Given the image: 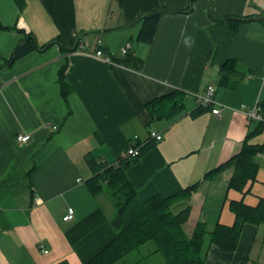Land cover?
I'll use <instances>...</instances> for the list:
<instances>
[{"label":"crops","instance_id":"crops-1","mask_svg":"<svg viewBox=\"0 0 264 264\" xmlns=\"http://www.w3.org/2000/svg\"><path fill=\"white\" fill-rule=\"evenodd\" d=\"M190 2L0 0V264H86L110 244L117 236V188L90 192L89 159L118 163L134 157L128 150L137 143L152 142L126 172L140 198L168 197L199 182L174 207L178 212L190 205L188 235L199 223L209 230L217 223L231 226L232 201L255 206L264 197V153L257 154L256 178L244 191L230 186L233 167L205 178L246 139L264 143V126L257 130L259 122L239 109L258 102L264 111V19H241L235 33L225 20L264 15V0H195L188 10ZM163 8L176 12L161 14L152 43L138 42L142 20L135 21ZM124 24L84 36L85 46L75 51L52 44L5 66L29 35L41 47L55 39L73 47L82 33ZM189 38L191 47L185 44ZM127 43L140 67L117 61L126 57ZM98 48L116 63L96 56ZM228 60L235 67L222 81L220 66ZM65 64L67 99L59 80ZM209 84L216 85V102L229 107L220 116L212 106L192 114ZM175 90L184 92L182 110L168 117V106L165 115L154 117L147 103ZM152 130L162 139L151 137ZM20 134L31 138L20 142ZM69 206L75 215L64 220ZM260 228L245 223L234 250L208 245L206 264H264V243L258 249L256 241ZM147 244L112 264H164Z\"/></svg>","mask_w":264,"mask_h":264},{"label":"trees","instance_id":"trees-1","mask_svg":"<svg viewBox=\"0 0 264 264\" xmlns=\"http://www.w3.org/2000/svg\"><path fill=\"white\" fill-rule=\"evenodd\" d=\"M195 0H191L188 10L192 8ZM161 14H153L142 19L141 28L136 36L138 42L150 44L154 40ZM245 17L228 16L232 33H235L241 19ZM61 41V39H58ZM80 45V43H79ZM78 45V47H79ZM77 47V49H78ZM36 47L35 40L29 38L28 42L18 46L11 59L15 60L33 51ZM64 51L66 48H62ZM76 49V50H77ZM119 63L129 65L132 61L140 67L142 60L133 57L132 52H127L126 57L117 60ZM65 64L59 72V80L63 96L68 98L70 85L67 82ZM220 69L221 79L225 81L231 70L235 67V61L228 60L222 64ZM184 92L175 90L172 93L156 98L147 103L154 117L166 114V107L170 106L166 116L172 117L182 110L184 105ZM210 106L200 104L192 111L199 114ZM264 122H259L257 130H261ZM137 144L134 146L137 147ZM152 145L146 142L139 146L140 155ZM264 153V143L260 145L250 144L246 139L238 152L234 153L228 160L222 162L214 169L205 174V178H211L228 167L234 168L230 186L244 191L248 182L256 178L259 162L256 156ZM140 155L122 158L118 163H108L92 157L89 162L94 169V175L87 180V185L93 195L104 191L105 187L117 188L113 193L116 202V214L112 220L117 236L115 239L99 251L86 264H112L118 259H126L134 255L146 243H152L155 248L153 252L163 256L164 264H206V250L210 244H216L222 250H234L238 246L242 227L249 222L264 228V197L257 205L251 206L243 200L232 201L231 208L236 215L233 225L228 226L217 223L209 230L205 223H199L193 233L188 235L184 230V223L190 214V205H184L178 212L174 207L190 197L191 191L197 188L199 182L187 187H178L177 191L168 197L155 195L148 199H142L137 191L128 182L127 169L136 162ZM119 189V190H118ZM264 243V232H263ZM57 264H70L61 261Z\"/></svg>","mask_w":264,"mask_h":264},{"label":"built area","instance_id":"built-area-1","mask_svg":"<svg viewBox=\"0 0 264 264\" xmlns=\"http://www.w3.org/2000/svg\"><path fill=\"white\" fill-rule=\"evenodd\" d=\"M80 45H81V47L85 46L82 43ZM130 47H131V45L129 43L124 45V47L122 49V53L126 54L129 51ZM95 55L104 59L108 63H111V64L116 63V61L113 60L109 54L105 53V51L102 48H98L95 52ZM215 92H216V85L215 84H209L207 86L206 90L202 94H200L198 96V98L203 105L212 106V113L220 116L222 114V111L225 108H228L229 106L226 104H223V103L216 102V100L214 98ZM239 109L246 115V117L248 119L254 120L257 122H264V111H263L260 103L256 102L253 105L241 104ZM55 127L56 126H54V128ZM150 136L155 138L156 140H160L163 137L161 133H159L155 130L150 131ZM30 138H31L30 134L18 135V140L20 142H27L30 140ZM128 154L133 155V156L140 155L139 148L133 145L128 150ZM79 180H81V178ZM74 215H75V208L72 206H69L67 213L64 215L63 219L64 220H71L74 217ZM44 252H48V249L45 248Z\"/></svg>","mask_w":264,"mask_h":264},{"label":"water","instance_id":"water-1","mask_svg":"<svg viewBox=\"0 0 264 264\" xmlns=\"http://www.w3.org/2000/svg\"><path fill=\"white\" fill-rule=\"evenodd\" d=\"M213 2V0H212ZM191 10V9H190ZM165 12H176V11H173V10H170V9H166V8H163V9H158V10H155V11H152V12H149V13H146L144 15H141L135 22H139L140 20H142L143 18L147 17V16H150V15H153V14H162V13H165ZM228 18V17H225V19ZM244 19L246 20H254V19H264V15H254V16H250V17H245ZM125 26H128V25H117V26H114V27H108V28H104L102 30H93V31H88V32H85V33H82L78 36L77 38V41H76V44L73 46V47H68L67 45H65L64 43H62L60 40L58 39H55L53 41H50L49 43H47L44 47H41L35 37V35H29L27 37H25L24 39H22V41L20 42V45H22L23 43H25L26 41H28L29 38H33L35 40V43H36V47L38 50H43V49H46L47 47H49L50 45L52 44H59L61 45L62 47H65L67 50L69 51H75L80 43V41L82 40V38L84 36H87V35H90V34H95V33H108L114 29H118V28H122V27H125ZM15 60V57H13L8 63L5 64V66L7 65H10L12 62H14ZM3 66V65H2ZM2 67L0 66V69Z\"/></svg>","mask_w":264,"mask_h":264},{"label":"rangeland","instance_id":"rangeland-1","mask_svg":"<svg viewBox=\"0 0 264 264\" xmlns=\"http://www.w3.org/2000/svg\"><path fill=\"white\" fill-rule=\"evenodd\" d=\"M163 7H165V5H162ZM176 211V208H174V212ZM263 232H264V228L263 227H261L260 229H259V232H258V234H257V236H256V241H259L260 243L257 245L258 246V249H261L260 247H262V243H263ZM147 245H152V243H149V244H147ZM149 246H146L145 247V249H147ZM255 253H257V250H256V252ZM263 255H264V252H263ZM264 259V258H263Z\"/></svg>","mask_w":264,"mask_h":264},{"label":"clouds","instance_id":"clouds-1","mask_svg":"<svg viewBox=\"0 0 264 264\" xmlns=\"http://www.w3.org/2000/svg\"><path fill=\"white\" fill-rule=\"evenodd\" d=\"M185 44L191 47V38L185 40Z\"/></svg>","mask_w":264,"mask_h":264}]
</instances>
